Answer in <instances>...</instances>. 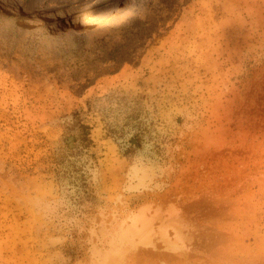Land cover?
<instances>
[{"label": "rangeland", "instance_id": "rangeland-1", "mask_svg": "<svg viewBox=\"0 0 264 264\" xmlns=\"http://www.w3.org/2000/svg\"><path fill=\"white\" fill-rule=\"evenodd\" d=\"M0 264H264V0H0Z\"/></svg>", "mask_w": 264, "mask_h": 264}]
</instances>
